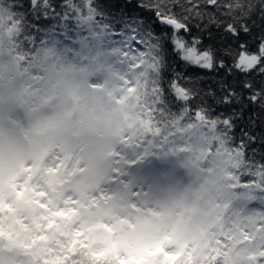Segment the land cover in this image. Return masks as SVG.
<instances>
[{
  "label": "trees",
  "instance_id": "trees-1",
  "mask_svg": "<svg viewBox=\"0 0 264 264\" xmlns=\"http://www.w3.org/2000/svg\"><path fill=\"white\" fill-rule=\"evenodd\" d=\"M220 2L227 4L232 0ZM246 2L260 4V0ZM46 3L49 10L41 13L37 23L35 14L29 15L28 0H0V55H3L5 47L11 51L28 73V79L42 68L35 61L41 51L47 55L55 54L59 61L65 63L84 61L85 56L103 53L111 39L121 37L111 17L119 19L124 5L145 7L154 14L155 4H167L177 18L188 25L189 31H181L179 35L188 43L193 39L200 40L201 50L212 48L216 53V66L210 70L190 66L170 56L166 48L164 67H158L153 55L145 51L144 60L133 74L134 92L128 106L130 112L122 117L126 132L150 144V150L142 158V169L151 166L154 172L160 170L172 177L171 172L176 169L179 172L181 167L177 163L178 158L170 154V145L179 144L185 136H197L218 156V162L226 165L227 178L232 177L233 180L229 186L231 199L234 197L235 202L242 199L249 208L264 207V150L259 148L260 144H264V110L260 104L253 105L248 113L252 120L251 131L256 137L255 153L239 146L238 142L223 133L212 118L199 116L196 111L198 107H205L213 117L220 115L218 101L222 85H233L235 92L243 97L249 95L248 91H241L244 82L250 83L254 90L264 86V74L258 70L245 74L233 67L241 45L249 53L256 54L259 45L264 42V24L258 16L233 19L224 11L205 4V0H191L197 5L191 13L182 7L188 5L189 0H46ZM108 4H120L121 8L107 9ZM197 12L200 15H196ZM229 24L237 29L236 35L225 30ZM156 35L163 36L166 41L170 39L168 33ZM221 61L226 65L223 69L219 67ZM173 81L194 94L188 106L175 98L170 87ZM248 108L249 105L244 103V109ZM192 131L194 133L190 134ZM163 148L168 150L167 155L164 152L161 154ZM172 160L177 165L168 169L164 164ZM28 226L27 240L33 245L30 250L26 248V253L24 250L20 252L23 249L22 239L17 234L22 236V229L8 240L0 236V247L5 250L11 248L15 256H26L30 264H128L119 260L113 249L95 253L81 240L74 241L62 251L56 244L58 233L42 217H34ZM225 258L220 249H215L205 258L183 255L167 264H226Z\"/></svg>",
  "mask_w": 264,
  "mask_h": 264
},
{
  "label": "rangeland",
  "instance_id": "rangeland-1",
  "mask_svg": "<svg viewBox=\"0 0 264 264\" xmlns=\"http://www.w3.org/2000/svg\"><path fill=\"white\" fill-rule=\"evenodd\" d=\"M144 56V50L121 36L111 39L103 53L85 56L84 61L67 63L86 73L89 86L103 90L123 117L130 112L133 74ZM28 82L29 89L39 97L44 90L43 67ZM123 125L112 153L107 182L83 198L61 185L43 181L31 168L7 177L0 172L2 239L8 240L22 229V236H17L22 239L20 252L24 250L26 253L25 249L33 246L27 240L28 225L34 217H42L58 233L56 244L62 251L74 241L81 240L95 253L113 249L118 259L128 264H167L183 255L205 258L215 249L224 253L226 264H264V207L249 208L242 199L238 202L234 197L231 199L229 186L232 177L227 178L226 165L218 162V156L209 150L207 143L203 144L197 136H185L179 144H171L168 150L178 158L181 169L171 172L172 177H168V173L160 170L154 172L151 166L142 169V158L150 150V144L126 132ZM164 148L161 154L167 155L168 150ZM168 157L172 159V156ZM177 163L172 160L164 165L169 169L175 168ZM57 170L50 169L53 174ZM178 193L191 196L203 205L206 220L196 235L182 239L167 232L150 235L136 231L130 217L158 215L165 199ZM117 198L120 203L116 207L120 212L108 207L104 210L107 219H91L102 202ZM8 249L3 250L11 256L12 264H30L26 256H15V252Z\"/></svg>",
  "mask_w": 264,
  "mask_h": 264
},
{
  "label": "clouds",
  "instance_id": "clouds-1",
  "mask_svg": "<svg viewBox=\"0 0 264 264\" xmlns=\"http://www.w3.org/2000/svg\"><path fill=\"white\" fill-rule=\"evenodd\" d=\"M35 61L44 70L39 97L27 87L28 73L11 51L5 47L0 55V172L7 177L31 168L43 181L83 198L101 189L110 176L122 131L121 111L103 90L89 86L78 66L44 51ZM52 168L58 170L53 174ZM118 203V198L102 202L91 219H107L108 207L120 212ZM158 212L130 217L136 231L190 238L206 220L203 205L182 193L166 198Z\"/></svg>",
  "mask_w": 264,
  "mask_h": 264
},
{
  "label": "snow or ice",
  "instance_id": "snow-or-ice-1",
  "mask_svg": "<svg viewBox=\"0 0 264 264\" xmlns=\"http://www.w3.org/2000/svg\"><path fill=\"white\" fill-rule=\"evenodd\" d=\"M205 4L211 5L217 11H224L233 19H251L253 16H258L261 23L264 24V0H260L259 5L246 2V0H232L227 4H222L220 0H205ZM153 7L156 9L154 14L150 10H146L145 7L126 4L119 19L115 16L111 18L113 23L117 25L119 34L125 37L131 45L151 53L158 67L161 65L164 67L166 48L169 50L170 56L176 57L190 66L209 70L216 66V53L212 48L201 50L200 40L193 39L191 43H188L183 36L179 35L181 31H189L188 25L177 18L167 4L157 3ZM182 7L186 12L191 13L197 5L192 4L189 0V4ZM28 8L30 9L29 15L35 14L37 17V23L40 22L41 13H47L49 10L46 0H28ZM106 8L120 9L121 5L108 4ZM110 15L109 13L108 16ZM196 15H200V13L197 12ZM225 30L231 35L237 34V29L232 24L227 25ZM244 31L247 32L248 28L245 27ZM156 33H168L170 39L166 41L163 36L156 35ZM240 47L241 51L233 67L238 72L245 74L253 70H258L264 74V42L259 45L256 54L249 53L243 45ZM219 67L223 69L226 65L221 61ZM231 70L230 68L229 71ZM170 87L175 98L182 101L183 105L188 106L192 102L194 94L190 90L180 86L175 81ZM245 90L249 92L247 97L238 95L231 84L222 85L221 96L218 101L221 114L213 117L205 107H198L196 111L199 116L212 118L224 134L234 142H238L242 148L251 149L255 153L256 137L255 133L251 131L252 120L248 113L252 110V106L257 103L264 110V86L259 90H254L250 83L244 82L241 91ZM244 103L249 105L247 110L244 109ZM259 148L264 150V144H260ZM0 264H12L11 256H8L3 249H0Z\"/></svg>",
  "mask_w": 264,
  "mask_h": 264
},
{
  "label": "water",
  "instance_id": "water-1",
  "mask_svg": "<svg viewBox=\"0 0 264 264\" xmlns=\"http://www.w3.org/2000/svg\"><path fill=\"white\" fill-rule=\"evenodd\" d=\"M128 1H130V0H128Z\"/></svg>",
  "mask_w": 264,
  "mask_h": 264
}]
</instances>
